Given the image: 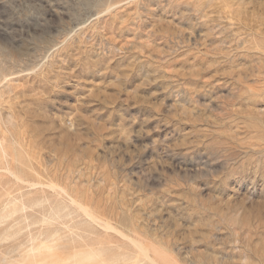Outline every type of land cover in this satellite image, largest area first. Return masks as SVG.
Masks as SVG:
<instances>
[{
	"label": "rangeland",
	"instance_id": "obj_1",
	"mask_svg": "<svg viewBox=\"0 0 264 264\" xmlns=\"http://www.w3.org/2000/svg\"><path fill=\"white\" fill-rule=\"evenodd\" d=\"M0 146V264H264V0H0Z\"/></svg>",
	"mask_w": 264,
	"mask_h": 264
},
{
	"label": "bare ground",
	"instance_id": "obj_2",
	"mask_svg": "<svg viewBox=\"0 0 264 264\" xmlns=\"http://www.w3.org/2000/svg\"><path fill=\"white\" fill-rule=\"evenodd\" d=\"M5 77L6 76H3L2 77V79L4 78L5 79ZM3 136H4V134H3ZM13 141V140H12ZM10 143V142H9ZM8 143V144H9ZM15 144V143H14ZM10 145V144H9ZM12 146H13V144H12ZM4 147V146H3ZM2 147V148H3ZM9 147V146H8ZM17 147V146H16ZM0 148H1V146H0ZM1 148V149H2ZM0 149V150H1ZM16 149V148H15ZM5 150H6V147H5ZM5 150H3V153L2 152H0V159H2V157H8L9 158V154H8V152L7 151H5ZM19 157V156H18ZM1 161V160H0ZM10 161V160H9ZM18 161H19V159H18ZM13 162H14V160H13ZM7 163V162H6ZM10 163V162H9ZM0 164H2V163H0ZM18 164H20V162L18 163ZM23 165H24V163H23ZM26 165H28V164H26ZM10 166H11V164H10ZM20 166V165H19ZM29 166V165H28ZM28 166H22V167H27V169H29L28 168ZM30 168H31V166H30ZM22 170V169H21ZM32 170V169H31ZM30 170V171H31ZM23 171V170H22ZM29 171V170H28ZM32 172V171H31ZM34 172V171H33ZM32 172V173H33ZM28 173V172H27ZM23 174V173H22ZM38 176V175H37ZM19 180V179H18ZM19 181H21V180H19ZM51 188H54V186H51ZM62 191V190H61ZM62 192H64V191H62ZM10 196V195H9ZM69 199H70V203H71V205H73L76 209H75V211L74 212H70V213H66V211L70 208V207H68V206H65V205H63V204H58L57 206L54 204V203H52V205H51V207H50V209L48 210V208H47V210L45 209V207L43 208L44 210H43V213H46V211L47 212H49L50 211V214L52 215V216H48L47 215V213H46V215H44L45 216V219H68L69 217H71L72 216V214L73 213H75V212H80V213H83L84 215H85V217H87L88 219H90V220H92V221H94V222H92V223H96L95 221H96V216H95V214L94 213H92V211H89L87 208H86V206H84L83 204H81L78 200H76V199H74L73 197H71L70 195H69ZM45 201L44 202H46V201H49L48 200V198L46 199H44ZM18 202V201H17ZM42 203H43V201H36V202H33V205L34 206H42ZM25 207V206H24ZM27 208V207H26ZM25 208V209H26ZM24 211V210H23ZM18 212V209H15L14 210V213H17ZM136 243V242H135ZM137 245H139V243L137 244ZM139 246H141V245H139ZM140 248H143V246L142 247H140ZM144 251V250H143ZM70 256L72 257V255L70 254ZM148 256V255H147ZM148 258V257H147ZM166 259H164L163 258V261H165ZM80 261L81 260H77L76 262H75V264H80ZM82 261H84V259H82ZM115 261H117V260H115ZM128 261V260H127ZM168 261V260H167ZM64 262V260H62V258L59 256V254L58 253H54V252H52L51 251V247H49V246H47V244H44V245H42V246H39L38 248H33L29 253H27V255H25L24 256V258L22 259V261H21V264H62ZM166 262V261H165ZM96 264H115L114 262H100V263H97L96 262Z\"/></svg>",
	"mask_w": 264,
	"mask_h": 264
}]
</instances>
